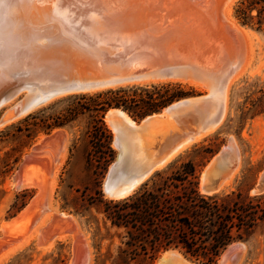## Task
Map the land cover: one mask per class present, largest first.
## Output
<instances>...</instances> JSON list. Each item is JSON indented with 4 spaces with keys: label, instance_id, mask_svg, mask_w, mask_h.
Returning a JSON list of instances; mask_svg holds the SVG:
<instances>
[{
    "label": "rangeland",
    "instance_id": "1",
    "mask_svg": "<svg viewBox=\"0 0 264 264\" xmlns=\"http://www.w3.org/2000/svg\"><path fill=\"white\" fill-rule=\"evenodd\" d=\"M228 2L229 0H121L118 7H112L110 12H106L100 20L102 26L104 25L102 33L106 46L85 59L91 72L96 75L124 74L142 68H156L162 62L167 61L181 60L193 63L198 67L212 66L215 68L223 64L236 65L242 61L245 63L248 57L251 58V60L248 59L250 67H247V71L251 73L253 70L252 73L245 72L244 76L229 89L227 113L221 126L210 136L191 145L186 149L187 151H183L184 154L181 153L173 160L174 162H170L166 166L167 168L155 171L133 191V194L145 184L151 188L157 173L166 177L185 161L195 164L200 188L202 173L213 158L221 153L223 163H227L228 167L224 170L227 174L224 177L232 175L233 170L231 171V169L235 166L233 163H236L233 157L236 158L238 154L240 164L239 172L233 180L231 188L222 193L240 190L251 196L264 194V188H259L264 174V32L242 26L237 21L241 27L253 34L251 36L242 34L236 37L231 36L226 28L227 25H225L224 14ZM235 4L232 8L234 18ZM160 5L167 6V9L160 10ZM143 28L148 31L143 32ZM124 61L126 62L120 64ZM132 64L136 66H132ZM198 83L204 84L200 81ZM177 84H180L183 91L188 94L180 100L208 94L205 87L188 83H184L186 84L184 85L181 82L136 85L118 87L117 89L130 87L152 89L153 87L161 88ZM99 92L102 91L91 94L95 95ZM23 93L18 97L15 105L10 108H0V264H174V259L165 255L166 252L173 249L139 254L135 259H132L133 256L130 252H124L127 249L123 244V230L111 227L98 207L91 208L83 216L62 209L64 200L68 203L76 202L80 197V193H77L76 190L83 191L86 187L89 188L88 194L94 193L100 188L105 199L118 200L105 190V180L110 167L115 163L119 154V150L114 145L115 133L106 120L107 113L115 109L108 110L104 114L103 121L112 134V147L116 152V157L107 171L100 175L94 173L95 168L89 166L86 160L90 150L87 133L100 114L84 112L76 115L75 112H71L76 102L79 101L78 98L83 95H92L77 93L59 96L61 98L57 97V99L48 101V104L39 106L22 116V119L20 117L12 119V123L7 120V116L11 112L16 113L17 109L25 102L28 91ZM25 93H27L26 96H24ZM80 102L89 101L82 100ZM176 102L174 101L172 104ZM162 110L158 113H161ZM125 113L138 124L146 117L158 114L153 113L142 119H137L129 113ZM31 115H36L38 118L61 117V119H68L73 117L74 120L49 133L33 126L27 131V122ZM197 131L198 118L193 112L170 116V120L153 127L141 136V144L137 146V153L142 160L140 164L136 162L137 167L161 160L174 146L188 136L196 134ZM59 138L61 141H58ZM47 146L48 148H46ZM31 148L32 151H30ZM234 148L236 150L238 148V154ZM32 153L36 154L32 156ZM234 153H236L235 156ZM229 156L234 160L232 161L230 158L229 160ZM27 157L29 158L25 162ZM22 163L26 164L24 168H21ZM125 168L127 172L132 171L129 165ZM5 171L9 172L4 173ZM14 175H18V178L16 177L18 183L10 186L9 182ZM25 179L31 184L24 188L21 185L25 183ZM23 190H27L26 200L28 203L14 217L24 211L33 200L36 202L21 220L11 226L13 228L9 227L11 230L2 228L3 222L14 218L9 217L13 213L12 206L17 201V195ZM47 221L48 223H46ZM16 230L19 233H16ZM39 232L41 233L39 234ZM59 233L62 237L58 238L61 236H57ZM21 242L24 243V248L9 255L11 250L22 245ZM6 244L8 245L6 246ZM42 244L48 245L49 248L46 245L44 246L46 249L43 248ZM235 244L238 247L235 245L233 249L229 250L228 258H225L222 264H264V223L257 226L247 240ZM11 246L13 247L11 248ZM7 249L9 250L7 251ZM179 253L190 263L200 264L189 259L180 251Z\"/></svg>",
    "mask_w": 264,
    "mask_h": 264
},
{
    "label": "bare ground",
    "instance_id": "2",
    "mask_svg": "<svg viewBox=\"0 0 264 264\" xmlns=\"http://www.w3.org/2000/svg\"><path fill=\"white\" fill-rule=\"evenodd\" d=\"M236 1L237 0H229L224 10V14L226 17L225 25H227L226 28L229 34L234 37L241 35V34L245 36H251L253 33L241 27L240 24L237 22V19L233 17L232 8H233V5L236 3ZM120 3H121V0H0V108H5V107L10 108V106L15 105L14 103H16L18 97L24 94L23 92L28 91V94L25 93L24 95L26 96L27 94V98L25 102H23V104L17 109L16 113L11 112L10 114H8L7 120H10L13 123L12 119L15 120V118H18V117L21 118L22 116L32 112L45 101V98H47L46 100L49 101L55 98L57 99V97H59L58 95H56V94H59L57 91H59L60 89L59 76L64 77V75L68 71H70L68 70V68H70L69 66L71 62L73 64L75 63V65H78V67H75V70L77 69L76 72L82 73L81 70L83 71L85 69L83 68V66L87 67V62H85V59L89 57L90 55H93L92 53L94 52V48L96 45H98L97 42L99 40L95 36L94 38H92V35L96 34L97 32L100 34L101 33L100 31H102L104 28V25L102 26V22L100 21L102 16H104L106 12L108 11L110 12L112 7H118ZM160 6L162 7V9L161 7H159L160 10L167 9V6L165 5H160ZM101 26H102V29H101ZM113 28L117 29L119 27H113ZM143 30H144L143 32L148 31L144 28ZM248 47H251V46H248ZM248 51L250 50L248 49ZM251 52H252V49H251ZM248 59L245 63H243V61L242 62L240 61L241 63H239L237 70L233 72L231 76H229L227 80V85L224 87V89L215 87V85L210 86L207 83L200 84L198 83L199 81L197 82L193 80L192 78L184 79V78H180V77L173 76V75H169L167 77H151V78L147 77V78H142V79H138V80L131 81L128 83H123L120 85H114L112 87H109L115 90L118 87H129V86H136V85L145 86V85H151V84H163V83H168V82H177V83L181 82L182 84L188 83L190 85L193 84V85L200 86L203 88L205 87L206 90L208 91V94L212 93L210 95H214L216 100H217V97L219 98L220 103L222 104L221 105L222 115L220 117L219 122L213 127L204 128L202 130L201 126L200 128L198 126L199 130L197 131L196 134L188 136L187 138H185V140L181 141L179 144L174 146V148L171 149L164 158L152 163L150 165L151 167H148L149 164H146V165L143 164L142 167H139V166L137 167L136 162L140 164L142 160L141 156L137 153V146L141 144V136L145 132L150 131L153 127L162 125L167 120H170V116L176 113L178 110H180V106L179 104L174 103L168 108L163 109L161 113L153 114L152 116L146 117L140 124L134 122L133 119H131L128 116V114H126L124 111L120 109L110 110L106 115V120L112 126L111 128H113V131L115 133L114 145L119 150V153H120L119 157L123 162L119 164V166L121 165L120 167L116 166V164H113L110 167L109 173L105 180L106 192L110 194L111 196L113 195V197L116 199L127 197L133 194V191L137 189L141 183L146 181L155 171L160 170V169L162 171L164 167L167 168L166 166H168L170 162L172 163L174 159H176L181 153H183V151L188 149L191 145L197 142H200L204 138L214 133L221 126V124L223 123L226 117L229 89L232 87L234 83L239 81V79L244 76L245 72H248L247 67H250L248 66L249 65ZM249 60H251V58ZM162 63H161L162 65L161 64L159 65L160 67L172 66L175 64H182V65L193 64V63H190L187 61H181V60L174 61V62L167 61L165 63L164 62ZM231 65L232 64H229V66ZM132 66H136V65L132 64ZM226 66L228 65L223 64L215 68H212V66H207V67L201 66L200 69L206 72L215 73L216 75L217 74L220 75L225 72ZM248 69H251V68H248ZM104 90H106V88L105 89L103 88L93 89L91 91L85 90L83 93L91 94V93H96L98 91H104ZM195 100L196 99L189 100V102L194 103ZM209 112H211L209 107L207 108L202 107V109H200V112L198 114L199 120H202V118L204 120L208 118ZM59 132H62V131H59ZM61 138H64V137H61ZM61 138H59L58 141H61ZM41 139H45V138H41ZM151 140H148V141H151ZM155 140H158V139H155ZM41 147L43 148L42 145ZM46 148H48V146ZM237 150L235 149L236 153H237ZM30 151H32V148ZM46 151L48 150L46 149ZM66 151H65V154H66ZM236 153H234V156ZM33 154H36V153H32V156ZM222 156L223 155L221 153L217 155L216 157H214L211 163L205 168L204 172L202 173L201 185H200V190L202 193L206 194L204 187H205L207 173H209L210 171H213L214 168H216V165L217 166L219 165L221 161L220 159ZM28 158L29 157L25 158V162L28 160ZM229 158L230 156L228 157V159ZM233 158L235 159L233 160L236 163H233L235 164V166L233 169H231V171L233 170L232 175L229 173L230 174V176L228 175L229 179H227L225 184H223L219 188L218 192H215V193H222L224 191H227L229 188H231L233 180L238 174L239 167H240L239 154L236 155V158L235 157ZM226 164L223 163V160H222V163L216 168L220 176H223V177L224 175L227 176V174L224 172V170L228 168ZM25 165L26 164L22 163L21 168H24ZM127 165H129L132 168L131 172H127L125 170L126 169L125 166ZM115 166L119 167V169H117V171H115L114 174H111V172L113 173ZM52 171L54 172V170ZM16 177L18 178V175L13 176V178L9 182L10 186H14L16 182L18 183V181H16ZM25 180H24L25 183L23 184L21 183L22 185L20 184L24 188L31 184L27 179ZM27 181L28 183H26ZM207 194H213V193H207ZM34 202L36 201L33 200V202L28 207H26L24 211L18 214L16 217L3 222V224H1L2 228H9L12 225L16 224L19 220H21L24 214H26V212H28L31 209ZM54 217L56 218V215ZM44 220H45V216H44ZM68 221L71 222V220H68ZM46 223H48V221ZM9 230L11 229L9 228ZM16 233H19V232L17 231ZM40 233L41 232H39V234ZM58 235H61V233L57 234V236ZM59 237H62V235L58 236V238ZM23 242H25V240H23ZM77 242H74V243H77ZM8 244H6V246ZM45 245L46 244L44 245L42 244L41 246L45 248L44 247ZM235 245L236 244H234V246ZM12 247L13 246H11V248ZM46 247L49 248L48 245H46ZM22 248H24V243L18 246L17 248L11 250V252L8 254L12 255L18 250L20 251V249ZM231 249H233V247ZM8 250L9 249H7V251ZM165 255H169L171 258H173L174 264H193L187 261L179 253L178 250H170L166 252ZM228 255H229V251H227L223 255L222 260L219 261V264H222L224 259L228 258Z\"/></svg>",
    "mask_w": 264,
    "mask_h": 264
},
{
    "label": "trees",
    "instance_id": "3",
    "mask_svg": "<svg viewBox=\"0 0 264 264\" xmlns=\"http://www.w3.org/2000/svg\"><path fill=\"white\" fill-rule=\"evenodd\" d=\"M239 1L234 11L237 21L264 32V0ZM187 95L177 84L152 89H110L78 98L71 112L100 114L87 133L90 145L87 164L95 168V174L103 175L115 160L112 134L103 121L108 110L122 109L142 119ZM82 100L89 102H80ZM73 120V117L31 115L26 130L33 126L49 133ZM88 191V187L76 190L80 197L74 203L64 200L62 209L83 216L98 207L111 227L123 230V244L127 249L124 252H130L132 259L139 254L173 249L200 264H218L230 246L247 240L252 231L264 223V194L251 196L240 190L212 195L202 193L197 168L191 161L182 162L166 177L157 173L151 188L145 184L122 199H105L100 188L91 194ZM27 196V190L17 195L10 218L24 209Z\"/></svg>",
    "mask_w": 264,
    "mask_h": 264
},
{
    "label": "water",
    "instance_id": "4",
    "mask_svg": "<svg viewBox=\"0 0 264 264\" xmlns=\"http://www.w3.org/2000/svg\"><path fill=\"white\" fill-rule=\"evenodd\" d=\"M100 32H101L100 34L97 32L96 34L92 35V38H94L95 36L99 40L97 42L98 45L95 46L93 53H95L97 50L102 49L104 48V46H106L105 41H104V34L102 33V31ZM105 58L109 60L107 56H105ZM125 62L126 61L121 62L120 64H123ZM228 66H226L225 72L220 75L219 74L216 75L215 73L206 72L200 69V67H198L195 64H191V65L175 64V65L166 66V67L158 66L156 68H146V69L142 68V69H138L136 71L128 72L124 74L96 75L91 72L88 65L87 67L83 66V68L85 69L83 71L81 70L82 73H79V72L77 73L76 72L77 69L75 70V67H78V65H75V63L73 64L71 62L69 66L70 68H68V70L70 71H68L64 75V77L59 76L60 89L59 91H57L59 94H56V95L63 96V95H69V94H77V93H83L85 90L91 91L93 89H100V88H103V89L106 88V90H110L111 88L109 87H112L114 85H120L123 83H128L131 81H135V80L147 78V77L148 78L167 77L169 75L177 76V77L184 78V79L192 78L195 81L204 82V83L209 84L210 86L215 85V87L224 89V87L227 85V80L229 76H231L233 72L237 70L239 63L236 65H231L229 67ZM210 94L212 93H209V94H206L200 97L188 98V99L177 101L176 103L179 104L180 110H178L176 113L172 114L171 116H175L177 114H182V113H187V112H193V114L196 115L198 118V124L200 123L198 125L199 128L201 126V129L203 130L204 128L213 127L219 122L220 117L222 115V106H221L222 104L220 103V100L218 97L216 100L215 96L210 95ZM46 99L47 98H45V101L41 105L48 102V100ZM194 99H196L194 103L189 102V100H194ZM202 107L203 108L209 107V109L211 110V112H209L208 118H206L205 120L203 118L202 120H199V117H198V114L200 112V109H202ZM119 156H120V153L117 155V159L114 163L116 164V166H119V164L123 162ZM220 160L221 161L219 165L222 163L223 158L221 157ZM151 164H149L148 167H151L150 166ZM116 166H115V169L113 170V173L111 172V174H114V172L117 171V169H119L121 165L119 167H116ZM218 166L216 165V168ZM216 168H214L213 171H210L209 173H207L205 187H204L206 194L207 193L218 194L215 192H218L219 188L223 184H225V182L228 179V177L220 176ZM259 188L260 189L264 188V174L260 181ZM209 195H212V194H209ZM233 246L234 244L230 246L227 251H229Z\"/></svg>",
    "mask_w": 264,
    "mask_h": 264
}]
</instances>
